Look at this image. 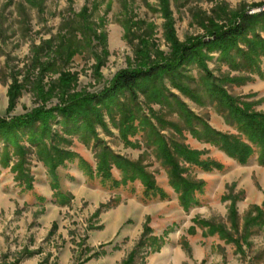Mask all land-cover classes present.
I'll return each instance as SVG.
<instances>
[{
	"label": "rangeland",
	"instance_id": "rangeland-1",
	"mask_svg": "<svg viewBox=\"0 0 264 264\" xmlns=\"http://www.w3.org/2000/svg\"><path fill=\"white\" fill-rule=\"evenodd\" d=\"M261 8L264 0H0V264H264V165L210 95L264 114V19L228 51H199L201 65L193 58L134 95L91 100L120 72L174 62L179 47L212 41ZM193 128L237 137L255 155L241 165ZM181 147L223 169L203 170ZM106 159L107 181L98 172ZM140 168L165 197L137 175L124 182ZM176 168L203 185L188 207L172 185Z\"/></svg>",
	"mask_w": 264,
	"mask_h": 264
},
{
	"label": "trees",
	"instance_id": "trees-1",
	"mask_svg": "<svg viewBox=\"0 0 264 264\" xmlns=\"http://www.w3.org/2000/svg\"><path fill=\"white\" fill-rule=\"evenodd\" d=\"M263 19L264 12L256 13L253 15L245 14L241 17L240 22L235 23L236 25L234 27L228 28L226 30H214L212 32L214 40L212 41L206 42L204 40H198L189 45H183L179 47L178 51L176 52L177 58L174 62L154 63L147 68L122 71L116 76L115 80L113 81L112 87L104 93L102 98L100 96H95L91 100L99 101L100 99H104L106 101H111L118 93L121 92H128L129 94L134 95L137 92L141 82L147 83L154 81L165 73L172 74L184 65H186V63L193 60V58H196V62L201 65V60L197 58L199 51L205 48H207L208 50H212V48H215L214 46H217L218 49H220L221 51H228V49L230 50V48L235 47V44L239 41L241 37H245L249 31H252V28H254L253 26L256 22H260ZM247 65L251 70H255L256 72L260 73V75H262L263 72H260L259 63L257 61H254V63ZM203 69H205V67H203ZM19 89L20 88L18 85L17 87L13 86L11 94L12 100L16 99V96L14 95H16L15 93L19 91ZM210 95L215 101H221L220 98H223L222 101L224 105L221 102V106L225 107L228 110L229 119H231L232 122H234L238 126L239 130L243 132L246 139L249 140L252 145L257 147V152H259L260 164L264 165V114L250 112L249 109L242 110L238 107L237 102H229L230 100H227L229 97L219 96V94L216 93L215 90L211 89ZM39 112L41 111H37L36 114H39ZM64 112L67 113L68 111L65 110ZM34 118L35 117L31 119ZM187 119L189 120V125L193 126L194 121H191V114H187ZM143 122L147 123V125L150 126L151 129L153 128L148 118H145ZM192 131L195 134L196 138L202 139L205 137V139L215 143L224 152L229 154L231 157L235 158L241 165H247L252 159V157L255 155V149L250 145L245 144L237 137L223 136L214 131H211L210 129L208 130L209 133L205 130L203 134L195 128H193ZM155 135L156 131L154 130L152 136ZM156 138L161 137L157 134ZM157 143L161 146L163 154L164 156H166L169 163L175 165L176 167L178 161L176 160L175 154H173L169 149V146H167L163 142ZM178 151H180V154L183 159L188 162L197 164L205 171L209 172L215 169H223V166L216 162L199 160L200 153L189 150L186 147H181L178 149ZM98 172L104 173L103 177L105 178V181L112 179L110 173L111 167L109 166L108 159H106L105 164H99ZM180 172L181 171L176 168V171L174 170L171 175V181L176 192L181 194V203L183 204V206L188 207L193 201H195V192L201 190L203 185L196 183L191 184L190 182L184 180V178L180 177ZM125 173L128 175L130 174L129 172ZM133 175V177L126 178L124 182H133L136 179L137 175L141 177V179L145 182L148 193H152V195H161L162 197L166 196V194L163 193L152 181V177L147 175L146 171L142 168H140V170L138 171L136 169L133 172ZM116 185L119 186L118 182H116Z\"/></svg>",
	"mask_w": 264,
	"mask_h": 264
},
{
	"label": "built area",
	"instance_id": "built-area-1",
	"mask_svg": "<svg viewBox=\"0 0 264 264\" xmlns=\"http://www.w3.org/2000/svg\"><path fill=\"white\" fill-rule=\"evenodd\" d=\"M260 11H264V8L259 9L257 12H260ZM257 12H252V14L257 13Z\"/></svg>",
	"mask_w": 264,
	"mask_h": 264
},
{
	"label": "bare ground",
	"instance_id": "bare-ground-1",
	"mask_svg": "<svg viewBox=\"0 0 264 264\" xmlns=\"http://www.w3.org/2000/svg\"><path fill=\"white\" fill-rule=\"evenodd\" d=\"M262 12H264V11H260V12H257V13H262ZM254 14H256V13H254Z\"/></svg>",
	"mask_w": 264,
	"mask_h": 264
}]
</instances>
